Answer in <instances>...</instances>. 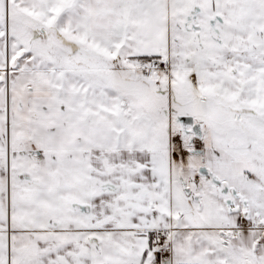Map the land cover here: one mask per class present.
I'll return each mask as SVG.
<instances>
[{"label":"snow or ice","instance_id":"6c2138e0","mask_svg":"<svg viewBox=\"0 0 264 264\" xmlns=\"http://www.w3.org/2000/svg\"><path fill=\"white\" fill-rule=\"evenodd\" d=\"M0 264H264V0H0Z\"/></svg>","mask_w":264,"mask_h":264}]
</instances>
